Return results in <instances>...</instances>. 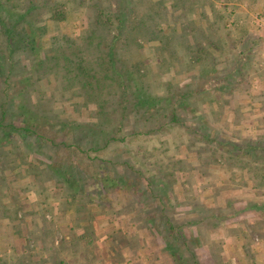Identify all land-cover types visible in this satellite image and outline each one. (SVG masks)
<instances>
[{
	"label": "rangeland",
	"instance_id": "rangeland-1",
	"mask_svg": "<svg viewBox=\"0 0 264 264\" xmlns=\"http://www.w3.org/2000/svg\"><path fill=\"white\" fill-rule=\"evenodd\" d=\"M5 1L15 6L20 0ZM53 1L59 3L66 18L57 23L47 21L48 35L65 33L84 42L81 30L93 16L97 0ZM116 1L98 2L112 6ZM155 1L167 19L161 23L164 30L170 25L181 35L179 21L186 14L198 37L191 38L192 46L198 42V48L203 46L209 52L200 63L185 66L174 61L172 71L163 79L171 77L178 86L194 82L210 93L190 100L197 109L191 114L194 108L187 107L186 124L193 123L192 115L204 113L203 123L225 144L201 147L198 135L190 132V136L176 126L128 137L126 142H111L101 151L90 152V157L125 162L130 168L105 162V177H116L115 171L122 173L117 174L116 187L106 188L103 180L98 181L100 177L94 181L95 165L73 155L69 158L81 170L84 183L75 201L70 192L75 182L58 185L49 173L37 177L24 163L29 161L31 167L44 170V164L37 163L47 160L42 153H49L54 161L63 160L64 147L56 151L43 148L42 152L32 143L26 144V149L21 144L22 156H16L15 161L23 160L6 164L1 171L6 178L0 185V264H172L167 252L174 250L178 251L177 262L192 263L191 258L188 261L190 252H180L184 249L181 242L159 237L162 208L181 226L179 232L189 239L198 264H264V148H260L264 145V0ZM141 10L147 12L148 8ZM13 12L19 13L16 8ZM40 13L42 20L48 19L47 9ZM255 18L262 25H257ZM185 31L192 32L190 27ZM43 46L47 48L46 43ZM156 46L145 43L134 51L136 59L149 61L150 76L165 67L161 58H152L151 47ZM17 60L7 90L9 97L15 98L27 84L20 66L26 64L28 69V56ZM0 88H4L2 83ZM71 103L55 101L51 108L56 112L65 109L68 119L77 122L92 120L86 116V107L74 114ZM131 125L129 122L124 129ZM229 142L241 147L236 156L227 152L232 148ZM246 143L258 147L248 152ZM216 145L213 155L207 148ZM3 149L10 147L7 144ZM204 159H208L207 165ZM13 200L19 204L14 205ZM17 205L18 211L14 210ZM203 216L205 222L200 221ZM87 229L92 240L84 242Z\"/></svg>",
	"mask_w": 264,
	"mask_h": 264
},
{
	"label": "trees",
	"instance_id": "trees-1",
	"mask_svg": "<svg viewBox=\"0 0 264 264\" xmlns=\"http://www.w3.org/2000/svg\"><path fill=\"white\" fill-rule=\"evenodd\" d=\"M98 1L92 9L93 16L81 30L84 42L78 43L65 33L48 35L47 21L57 23L66 18L59 3L53 0H20L18 5L10 6L9 2L0 0V86L1 83L4 85L3 89L0 88V185L6 178L1 172L6 164H13L16 156H22L21 144L26 149V144L30 146L32 143L42 152L43 148L56 151L64 147L66 157L63 160L54 161L52 155L42 153L47 160L39 159L37 163H43L44 170L38 171L36 165L31 167L29 161L24 163L37 177L43 176L44 171L49 173L58 185L69 186L75 182L76 187L70 190L74 201L84 183L80 179L81 170L69 158L73 155L81 156L88 161L87 164L95 165L92 173L94 181L96 176L100 177L98 181L103 180L102 186L106 188L116 187L115 181L120 179L117 174L122 173L115 171L116 177H105L102 175L105 162L130 168L125 162L90 157V152L101 151L111 142H126L128 137L157 133L164 127L176 126L186 130L190 136L191 133L198 135L204 145L201 147L213 142L225 144L221 139H216L203 123L204 113L192 115L193 123L186 124L190 114L186 109L193 107L190 100L210 93L194 82L178 86L172 83L171 77L163 79L172 71L174 61L179 60L188 66L200 63L209 56L203 46L197 47L200 46L198 42L196 47L192 46L191 38L198 37L194 34L196 28L189 26L186 14L182 16L184 22L179 21V35L176 27L166 25V30L161 27V23L167 19L155 0H138L133 5L128 0H117L112 6L99 5ZM182 1L187 3V0ZM143 7H147L148 11H142ZM15 8L19 13L13 12ZM43 8L49 12L46 20H42L40 13ZM189 27L193 33L187 34L185 30ZM152 42L157 44L151 47L153 60L161 58V64H165V67L163 71L150 76L149 61L136 59L134 51ZM43 43L47 44L46 49ZM176 46L182 48L176 49ZM23 55L28 56V69L26 64H22L20 75L27 80V84L21 89L23 92L17 93L18 98L13 95L9 97L7 90L19 65L17 59ZM55 101H72V111L77 115L81 106L86 107V116L92 120L77 122L68 119L65 109L53 111L51 106ZM90 105H93V109H88ZM193 108L191 114H195L197 109L196 106ZM129 122H132L131 127L124 129ZM54 128L57 129L52 131L53 134L49 132ZM6 143L10 149H3ZM228 144L232 148L227 152L236 156L237 148L241 147L238 143ZM192 145H195L194 142ZM246 145L248 152L258 147V144ZM214 148L208 147L207 150L214 155L218 145ZM260 148H264V145ZM21 160L23 157L15 162ZM207 161L204 159L203 164L207 165ZM160 198L162 200L161 195ZM12 203L19 204L15 200ZM19 208L20 205H17L14 210L18 211ZM81 208L77 206V209ZM163 209L160 212L163 220L159 237L181 242L184 249L180 252H190L188 261L193 260L189 264H198L193 259L195 253L189 239L185 233L179 232L181 226L174 224ZM206 220L203 216L200 221ZM91 234L87 229L83 241L92 240ZM167 253L172 264H186L177 262V250Z\"/></svg>",
	"mask_w": 264,
	"mask_h": 264
},
{
	"label": "built area",
	"instance_id": "built-area-1",
	"mask_svg": "<svg viewBox=\"0 0 264 264\" xmlns=\"http://www.w3.org/2000/svg\"><path fill=\"white\" fill-rule=\"evenodd\" d=\"M255 22H256V24L259 25V26L262 25V21H261L260 19L258 20V19L255 18Z\"/></svg>",
	"mask_w": 264,
	"mask_h": 264
},
{
	"label": "crops",
	"instance_id": "crops-1",
	"mask_svg": "<svg viewBox=\"0 0 264 264\" xmlns=\"http://www.w3.org/2000/svg\"><path fill=\"white\" fill-rule=\"evenodd\" d=\"M89 250V249H88ZM96 252H97V254H98V251L96 250ZM101 252V251H100ZM101 254H102V252H101ZM108 256V255H107ZM107 261V260H106ZM107 264V263H106Z\"/></svg>",
	"mask_w": 264,
	"mask_h": 264
}]
</instances>
